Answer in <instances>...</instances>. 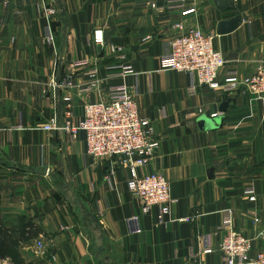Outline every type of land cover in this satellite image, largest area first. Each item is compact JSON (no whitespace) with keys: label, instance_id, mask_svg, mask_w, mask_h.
<instances>
[{"label":"crops","instance_id":"1","mask_svg":"<svg viewBox=\"0 0 264 264\" xmlns=\"http://www.w3.org/2000/svg\"><path fill=\"white\" fill-rule=\"evenodd\" d=\"M228 4L220 10L215 0H186L195 13L184 16L159 12L162 0H0V240L10 246L30 223L40 231L20 243L16 260L0 254V264H224L218 229L228 210L234 230L252 241L250 259L264 251V102L208 87L188 97L190 75L159 63L175 38L201 29L216 33L215 48L228 62L221 82L230 70L253 75L264 61V0ZM238 16L235 32L217 33ZM115 53L126 54L121 63L135 76L124 82L140 117L155 127L159 148L139 174L170 182L175 203L163 221L157 208L142 210L118 158L95 162L84 133L72 140L57 129L79 122L85 104L107 100V87L122 82L81 93L92 83L87 70L98 67L104 79L119 64ZM85 60L88 66L74 67ZM50 124L54 130H43ZM201 235L211 236L213 253L193 259Z\"/></svg>","mask_w":264,"mask_h":264},{"label":"built area","instance_id":"2","mask_svg":"<svg viewBox=\"0 0 264 264\" xmlns=\"http://www.w3.org/2000/svg\"><path fill=\"white\" fill-rule=\"evenodd\" d=\"M162 1L163 6L158 8L159 12L183 10L184 16L195 13V10L186 9V0ZM48 2L55 4V0ZM50 12L51 15L56 14L51 10ZM178 28L184 30L182 24H179ZM215 40V32L188 29L170 43V52L160 57L161 69L190 75L192 83L187 89V95L191 98L198 96L200 87H208L223 94L244 90L246 94L264 102V61L249 77L241 78L237 71L230 70L223 76L221 82L220 74L228 62L223 54L216 50ZM95 41L97 44L104 43L101 32H96ZM47 42H54L50 28ZM126 58L124 53H115V61L119 64L109 67V73L104 79L99 78L98 67H90L87 70L92 83L81 93L99 91L105 82L114 79L122 82L107 87V100L85 104L84 115L79 122L73 123L72 120H68L57 129L70 136L72 140H77L84 133L87 156L95 162L118 158L128 169L129 191L139 200L142 210L147 214L157 208L160 211V220L163 221V216L171 213L175 201L170 182L163 174L153 173L144 176L139 174V169L146 166L156 154L159 142L155 140V127L151 122L140 117L139 106L124 82L127 77L135 76L132 66L121 63ZM88 64L89 62L85 60L74 64V67L88 66ZM69 85L71 86V83ZM68 114L70 116V113ZM54 129L52 124L43 128L45 131ZM246 194L253 195L254 190L250 188L246 190ZM194 220L189 218L187 221ZM131 221L138 224V218ZM218 231L225 234L219 248L224 264H264V251L258 253L255 259H250L252 241L234 230L232 211L225 212ZM136 232L139 233L140 228H137ZM198 242L199 250L193 254V259L213 253L211 236L201 235L198 237ZM35 251L38 257H44L45 252L41 242L37 243Z\"/></svg>","mask_w":264,"mask_h":264},{"label":"trees","instance_id":"3","mask_svg":"<svg viewBox=\"0 0 264 264\" xmlns=\"http://www.w3.org/2000/svg\"><path fill=\"white\" fill-rule=\"evenodd\" d=\"M40 231L34 226V224H26L21 229V236L20 239H15L11 242V245L8 246L6 240H0V254L11 256L13 260L18 258V247L21 242H27L39 237ZM19 262V261H18ZM20 263V262H19Z\"/></svg>","mask_w":264,"mask_h":264},{"label":"water","instance_id":"4","mask_svg":"<svg viewBox=\"0 0 264 264\" xmlns=\"http://www.w3.org/2000/svg\"><path fill=\"white\" fill-rule=\"evenodd\" d=\"M229 1H231V0H215V3L220 10H223L226 7H230L228 4ZM232 8H235V6H232ZM243 20L244 19L242 16H238V17H236L230 21L221 22L218 25L217 33L219 35H226V34L233 33L241 26ZM62 77L63 76L60 75L56 81V84L58 85V90H59V85L61 83ZM228 106H229L228 103H224L223 106L221 107V110L223 112L227 111ZM203 121H205V124H211L212 123V121H208V120L206 121L205 119H203ZM202 127H205V126H202Z\"/></svg>","mask_w":264,"mask_h":264},{"label":"rangeland","instance_id":"5","mask_svg":"<svg viewBox=\"0 0 264 264\" xmlns=\"http://www.w3.org/2000/svg\"><path fill=\"white\" fill-rule=\"evenodd\" d=\"M36 248H37V244L34 246V249L36 250Z\"/></svg>","mask_w":264,"mask_h":264}]
</instances>
